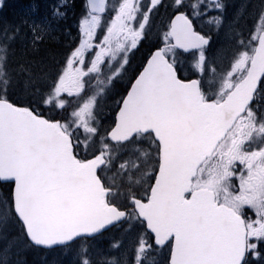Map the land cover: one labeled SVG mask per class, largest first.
Segmentation results:
<instances>
[{
	"label": "snow or ice",
	"instance_id": "snow-or-ice-1",
	"mask_svg": "<svg viewBox=\"0 0 264 264\" xmlns=\"http://www.w3.org/2000/svg\"><path fill=\"white\" fill-rule=\"evenodd\" d=\"M0 264H264V0L0 16Z\"/></svg>",
	"mask_w": 264,
	"mask_h": 264
},
{
	"label": "rangeland",
	"instance_id": "rangeland-1",
	"mask_svg": "<svg viewBox=\"0 0 264 264\" xmlns=\"http://www.w3.org/2000/svg\"><path fill=\"white\" fill-rule=\"evenodd\" d=\"M7 1V0H6ZM14 1H18V0H9V2H11V3H13ZM19 2V1H18ZM39 1H32L30 4H32V3H38ZM241 2V1H240ZM28 5L29 4H27V3H23V5L21 6V5H19L20 6V9L19 10H17L16 11V13H18V14H21L23 11H25L26 9H27V7H28ZM73 11H76V9H73ZM3 15V13H0V16H2Z\"/></svg>",
	"mask_w": 264,
	"mask_h": 264
},
{
	"label": "trees",
	"instance_id": "trees-1",
	"mask_svg": "<svg viewBox=\"0 0 264 264\" xmlns=\"http://www.w3.org/2000/svg\"><path fill=\"white\" fill-rule=\"evenodd\" d=\"M35 1H39V2H41V0H35ZM14 14H15V11H14Z\"/></svg>",
	"mask_w": 264,
	"mask_h": 264
},
{
	"label": "bare ground",
	"instance_id": "bare-ground-1",
	"mask_svg": "<svg viewBox=\"0 0 264 264\" xmlns=\"http://www.w3.org/2000/svg\"><path fill=\"white\" fill-rule=\"evenodd\" d=\"M22 6V5H21Z\"/></svg>",
	"mask_w": 264,
	"mask_h": 264
}]
</instances>
